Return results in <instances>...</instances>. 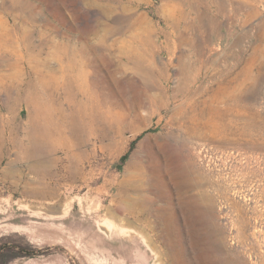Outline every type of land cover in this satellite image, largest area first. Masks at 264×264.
I'll use <instances>...</instances> for the list:
<instances>
[{"label":"rangeland","instance_id":"rangeland-1","mask_svg":"<svg viewBox=\"0 0 264 264\" xmlns=\"http://www.w3.org/2000/svg\"><path fill=\"white\" fill-rule=\"evenodd\" d=\"M0 264H264V0H0Z\"/></svg>","mask_w":264,"mask_h":264},{"label":"bare ground","instance_id":"bare-ground-1","mask_svg":"<svg viewBox=\"0 0 264 264\" xmlns=\"http://www.w3.org/2000/svg\"><path fill=\"white\" fill-rule=\"evenodd\" d=\"M240 8V7H239ZM69 57V56H68ZM61 58V57H60ZM71 65V64H70ZM68 67V66H67ZM70 70H71V68H70ZM71 78H73V76H71ZM74 80V79H73ZM70 82V81H69ZM29 89H31V88H33V85L32 84H29ZM80 88V87H79ZM84 89V88H83ZM83 93V92H82ZM16 94H17V96H18V100H19V96H20V92H16ZM23 94V93H22ZM78 94V93H77ZM76 94V95H77ZM25 101L29 104L31 101H29L28 100V98H26L25 99ZM32 140V139H31ZM34 140V139H33ZM32 143L34 142V141H31ZM29 144V143H28ZM39 145V144H38ZM31 147H32V149H30L31 151H30V156L31 157H33V158H40L41 157V155L42 154H44L45 153V151L46 150H41L40 148H38V146L37 145H31ZM29 151V150H28ZM47 151H51L50 149L49 150H47ZM26 152V151H25ZM52 152V151H51ZM25 155V154H24ZM26 156V155H25ZM30 159V158H29ZM41 159H43V158H41ZM40 159V160H41ZM31 160V159H30ZM39 162V161H38ZM193 182H192V179H191V177L190 176H188V179L186 180V183H185V186H189V187H191L193 184H192Z\"/></svg>","mask_w":264,"mask_h":264}]
</instances>
